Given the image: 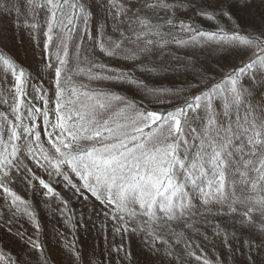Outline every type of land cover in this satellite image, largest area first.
<instances>
[{
  "label": "snow or ice",
  "instance_id": "snow-or-ice-1",
  "mask_svg": "<svg viewBox=\"0 0 264 264\" xmlns=\"http://www.w3.org/2000/svg\"><path fill=\"white\" fill-rule=\"evenodd\" d=\"M184 3L209 20H234V8L240 6L234 0H222L219 7L207 0H0V40L10 29L38 39L36 17L45 12L43 49L47 67L54 68L55 90L49 108L53 102L46 91L34 87V98L44 107H33L25 93L31 78L26 65L0 51V105H7L0 111V264H32L34 254L44 253L38 237L16 226L27 217L40 232L30 204L14 190L18 180L33 191L38 182L42 195L58 200L57 211L66 214L68 201L34 167L55 176L74 195L84 200L90 195L113 222V234H140L146 253L163 254L168 264H179L184 254L176 248L182 241L190 260L212 264L197 253L200 246L193 245L192 236L208 239L199 225L207 226L217 216L233 218L231 233L219 223L212 232L231 249L232 264H237L232 248L237 233L246 236L240 264H264V25L243 34L238 25L230 32L202 31L190 17L180 18ZM101 9L104 16L97 19ZM65 28L81 39L74 66L64 39L55 46L52 63L53 35ZM88 41L91 52L83 47ZM173 44L193 49L214 44L222 54L238 53L241 63L217 75L207 61L188 63L171 55ZM96 49L140 72L182 68L190 79L186 88L170 95V90L149 88L135 71L97 61ZM154 53L164 58L152 63ZM169 59L175 64L166 63ZM75 77H86L88 83L77 86ZM115 84L134 86L171 110L149 109L114 90ZM38 115L43 117V137L40 122L33 119ZM65 248L80 261L75 239L70 247L65 241ZM113 252L123 254L117 264L125 259L132 264L133 254L122 244L109 247V264ZM43 260L48 264L47 257ZM216 264L225 261L219 258Z\"/></svg>",
  "mask_w": 264,
  "mask_h": 264
},
{
  "label": "rangeland",
  "instance_id": "rangeland-1",
  "mask_svg": "<svg viewBox=\"0 0 264 264\" xmlns=\"http://www.w3.org/2000/svg\"><path fill=\"white\" fill-rule=\"evenodd\" d=\"M201 0H195V3L199 4ZM232 2V0H229ZM236 5H240L238 8H234V20H228L227 18H217L209 20L203 16L196 15L194 22L197 24L198 29L201 26L208 27V31H218L223 29L224 31L230 32L237 29L241 33L254 32L261 25H264V0H234ZM207 3L212 4L214 7L222 6V0H207ZM242 4H247V7L242 6ZM189 3H184L181 7L179 13L180 18H189V13L187 12V6ZM97 19L104 16L103 10H97ZM191 18V17H190ZM36 20L40 25V33L38 39L33 40L28 32L20 31L16 29H10L4 33V39L0 40V51H8L13 56H15L22 64L26 65V71L30 72L29 84L25 87V93L27 101L37 107H44L43 101L36 97V93L33 91L34 87H42L49 99L53 102L48 105L49 108L54 106V88H53V76L54 68L49 69L47 64L49 63L47 59V54L43 49L44 36L43 31L46 30V20L47 16L45 12H40ZM78 23V22H77ZM93 26L90 25V28ZM74 30V29H73ZM95 35V32H94ZM98 38V37H97ZM61 39H64L68 43L71 55L70 60L73 66L75 65L76 50L75 45L81 43L80 36L73 31L71 36H64L62 32L54 33L53 35V59L52 63L55 64V51L56 45H59ZM92 41L84 43L83 47L87 52H91ZM172 49L171 55L179 56L188 63H196L197 61H207V63L216 70L217 75H222L224 72L229 71L233 66L239 65L241 63V58L238 53L226 52L221 53L219 48L212 45H205L203 47L197 46L196 48H177L176 45H170ZM164 56H169V52L165 51ZM94 58L101 62L107 63L113 68H120L128 71L132 67V71L136 72L138 78L143 79L149 88H163L170 90L169 94L176 89L186 88V80L190 77L184 75L183 69L179 71H164L161 69L155 73L141 72L139 73L136 68L130 62L124 60H111L105 57L96 49ZM164 57H156L155 53L153 56L149 57V61L152 63H158L159 60ZM219 61V63H215ZM166 63L170 65L175 64V61L168 60ZM71 75V73H69ZM81 80L74 79L75 83H88L86 77H79ZM30 83L32 85H30ZM105 84H110V82H104ZM92 87L96 86L93 82ZM113 89L119 91L122 95H127L130 98H134L137 103H143L149 109L167 111L171 110V105L165 103L163 105L157 104L155 100L147 96L140 89L134 86H129L127 84H115ZM183 97H180L182 99ZM7 108V105H0V111ZM218 110L222 111V102L218 106ZM25 114L27 112V106L22 110ZM55 119L54 115L51 117ZM40 122V130L43 137V117L35 116ZM25 124L28 120L25 119ZM50 130V129H49ZM45 147H48L46 138H44ZM34 171L38 176L44 178L46 181L50 182L55 190L61 194L67 201L68 207L66 209V214L61 215L57 211L58 207H61L60 202L52 197L45 198L42 195L43 190L39 189L37 182V190L33 191L27 186L26 182L18 180L15 184V191L23 199L29 201L31 210L36 214L37 220L40 224V232L36 233L32 224L27 219V217L22 218L16 224L21 230H26L29 235L38 237L40 241L44 244L43 257H47L48 264H74L75 257L65 248V241L68 242L69 247L75 239V244L77 249L81 254V259L75 264H109L108 260V249L110 246L123 245L128 251L133 254L132 264H168L167 259L160 256H150L146 253L143 248L142 236L140 234L124 233V234H113V222L111 219H106L103 215L102 206L89 195V199L84 200L83 198L74 195L73 192L69 191L63 184L62 181H58L55 176L48 177L43 169H37L34 167ZM73 214V215H72ZM67 218V220H66ZM70 219V220H69ZM211 223L205 226L203 223L199 225L201 233L207 231L208 239H204L202 235L192 236L193 245H199V248H195L198 254L202 256H207L212 264H216V261L223 253L228 254L226 258H223L225 264H232V252L226 245L222 243L221 237H214L212 235L213 226L219 223L221 227L228 226L227 230L231 233L233 224V218L229 216H217L210 217ZM238 220V217L236 218ZM71 221V222H70ZM81 223L85 224V227H80ZM106 225V229L102 228L101 225ZM73 225H77L74 229ZM63 234V235H60ZM239 239L232 240V248L236 249L235 258L237 264L241 262V253L239 249L241 248V237L244 239L246 236H242L237 233ZM120 237L122 239L120 240ZM124 237V238H123ZM107 238V239H105ZM114 238L118 240H114ZM212 238V240H211ZM186 242H181L177 246V254H184L179 264H198L195 260H190L185 254ZM246 253V248H245ZM121 256H117L116 253H112L111 264H117V261L121 260ZM43 257L36 253L34 254L32 264H44ZM123 264H129L125 259Z\"/></svg>",
  "mask_w": 264,
  "mask_h": 264
},
{
  "label": "trees",
  "instance_id": "trees-1",
  "mask_svg": "<svg viewBox=\"0 0 264 264\" xmlns=\"http://www.w3.org/2000/svg\"><path fill=\"white\" fill-rule=\"evenodd\" d=\"M190 7H191V5H188V6H187V12L189 13V17H191L190 20H189V22H190V23H193V22H194V19H192V18H196V15H195L193 12L188 11V9H189ZM194 27L198 29L197 24H194ZM200 30H202V31H208V27H207V25H206V26H201ZM73 31H74V30L69 31L67 28H65V29L62 30V33L64 34V36L69 37V36H71V34L73 33ZM125 71H126V70H125ZM128 71H132V67H130V69H129ZM137 71H138V70H137ZM138 72L141 73L140 71H138ZM75 78H76V80H81L79 77H75ZM75 82H76V81H75ZM79 84H80V83H76L77 86H79ZM30 85H32V84L30 83ZM32 106H33V107H37L35 104H33ZM166 110H168V109H166ZM169 110H170V109H169ZM27 202L30 203L29 201H27ZM72 215H73V214H72ZM66 220H67V218H66ZM69 220H70V219H69ZM70 222H71V221H70ZM123 238H124V237H123ZM121 239H122V237H120V240H121ZM243 239H244V238L241 237V241H242ZM114 240H118V239L114 238ZM211 240H212V238H211ZM182 242H185V241H182ZM183 245L185 246L184 243H183ZM197 253H198V251H197ZM227 255H228V254H226V252H225V253H223L220 257H222V258H226ZM204 257L208 259L207 256H204ZM208 260H209V259H208Z\"/></svg>",
  "mask_w": 264,
  "mask_h": 264
}]
</instances>
